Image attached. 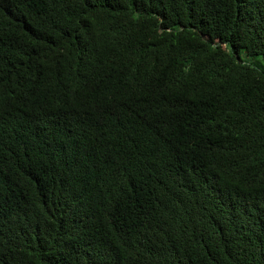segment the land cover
I'll use <instances>...</instances> for the list:
<instances>
[{
  "label": "trees",
  "instance_id": "16d2710c",
  "mask_svg": "<svg viewBox=\"0 0 264 264\" xmlns=\"http://www.w3.org/2000/svg\"><path fill=\"white\" fill-rule=\"evenodd\" d=\"M264 0H0V264H264Z\"/></svg>",
  "mask_w": 264,
  "mask_h": 264
},
{
  "label": "rangeland",
  "instance_id": "374dc122",
  "mask_svg": "<svg viewBox=\"0 0 264 264\" xmlns=\"http://www.w3.org/2000/svg\"><path fill=\"white\" fill-rule=\"evenodd\" d=\"M242 59L252 65L258 66V67H264V56H254V55H248L244 51H241Z\"/></svg>",
  "mask_w": 264,
  "mask_h": 264
}]
</instances>
